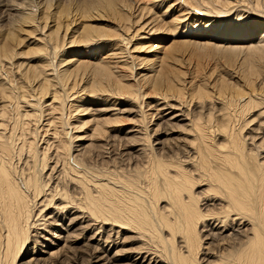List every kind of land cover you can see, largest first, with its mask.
Here are the masks:
<instances>
[{"label": "bare ground", "instance_id": "1", "mask_svg": "<svg viewBox=\"0 0 264 264\" xmlns=\"http://www.w3.org/2000/svg\"><path fill=\"white\" fill-rule=\"evenodd\" d=\"M0 12V264H264V0Z\"/></svg>", "mask_w": 264, "mask_h": 264}, {"label": "rangeland", "instance_id": "2", "mask_svg": "<svg viewBox=\"0 0 264 264\" xmlns=\"http://www.w3.org/2000/svg\"><path fill=\"white\" fill-rule=\"evenodd\" d=\"M56 2L58 3V0H56ZM239 9H241V8H239ZM238 9V10H239ZM237 9H235V11H236ZM242 10H245L247 13H248V10L247 9H242ZM244 11V12H245ZM232 12H234V9L232 10ZM245 12V13H246ZM1 13V12H0ZM250 13V12H249ZM2 14V13H1ZM231 14H233V13H231ZM230 15V14H229ZM229 15H221V17H222V19H225L226 20V18H227V16H229ZM244 15H246V14H244ZM228 19V18H227ZM1 23H3V25L4 24H6V22L5 21H3V22H0V24ZM204 60H206V59H202L200 62H201V66H203V69L204 70H202V74H210V73H213V70H212V68H213V63H212V60H206V61H204ZM211 67V68H210ZM210 70V71H209ZM212 71V72H211ZM208 72V73H207ZM125 235H130V233L129 232H127ZM125 241L126 242H128V240L127 239H125ZM127 245H131L130 243L129 244H127ZM78 250V249H77ZM111 253H112V251H111ZM84 255H86V254H84ZM26 260H29V259H26ZM26 260H23V259H21V260H19L18 261V263H20V262H24V261H26ZM112 262V264H113V261H111ZM119 262H123L122 260L121 261H119ZM119 262H117V261H114V264H121V263H119ZM88 263V262H87ZM25 264H31L30 262L29 263H25ZM71 264H80L79 262H76V263H71ZM89 264V263H88Z\"/></svg>", "mask_w": 264, "mask_h": 264}]
</instances>
